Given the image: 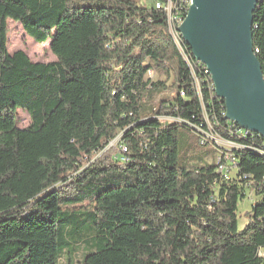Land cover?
Segmentation results:
<instances>
[{
  "label": "trees",
  "instance_id": "obj_1",
  "mask_svg": "<svg viewBox=\"0 0 264 264\" xmlns=\"http://www.w3.org/2000/svg\"><path fill=\"white\" fill-rule=\"evenodd\" d=\"M168 2L0 0V264H264V138L226 119ZM9 21L56 61L10 54ZM252 33L264 76V0Z\"/></svg>",
  "mask_w": 264,
  "mask_h": 264
},
{
  "label": "water",
  "instance_id": "obj_2",
  "mask_svg": "<svg viewBox=\"0 0 264 264\" xmlns=\"http://www.w3.org/2000/svg\"><path fill=\"white\" fill-rule=\"evenodd\" d=\"M262 0H192L177 28L211 74L226 119L264 138V76L254 54L253 13Z\"/></svg>",
  "mask_w": 264,
  "mask_h": 264
},
{
  "label": "rangeland",
  "instance_id": "obj_3",
  "mask_svg": "<svg viewBox=\"0 0 264 264\" xmlns=\"http://www.w3.org/2000/svg\"><path fill=\"white\" fill-rule=\"evenodd\" d=\"M9 27V34H8V50L10 54H14L18 51L25 52L28 57L33 62H40V63H49L56 61V57L52 54L50 50V43L51 41H48L43 44L36 43L33 39L29 38L25 32L23 31L21 25L19 23H15L13 21L8 22ZM148 78H150L153 82H156L158 77L154 73H150L148 75ZM170 85V82L168 83ZM165 97H171V93L164 94ZM159 99V96H156L154 98V102H157ZM19 121L18 126L21 129H25L29 127L30 125V118L26 111L18 110L17 112ZM166 120V119H162ZM168 120V119H167ZM218 144L222 148H229L230 145L225 143L224 141L220 139H216ZM113 148L120 151H124V147L121 145V135L117 137L116 140H114L108 149ZM216 150V147L214 145H209L207 147H200L198 149V153L204 155L205 153L212 154ZM118 159L121 158L120 155L117 157ZM217 154L214 156H207L206 162L212 163L216 162ZM251 192H247V197L244 201L240 202L238 205V227L239 230H242L245 225L248 223V217L247 213L252 208V202L250 199ZM82 254L83 251H80L79 254L76 256V260L81 261L82 260Z\"/></svg>",
  "mask_w": 264,
  "mask_h": 264
},
{
  "label": "built area",
  "instance_id": "obj_4",
  "mask_svg": "<svg viewBox=\"0 0 264 264\" xmlns=\"http://www.w3.org/2000/svg\"><path fill=\"white\" fill-rule=\"evenodd\" d=\"M184 3L186 4V8H184V12L180 13V14H174V8H173V5L171 3V0H169L168 4H166V6H164V10L167 12V15H168V23H169L170 33H171L174 40H180V38H182V36L179 33L177 28H180V26L182 25V22H184L185 11L190 10V7L192 5V0H184ZM160 8H161V5L158 4L157 9H160ZM180 52L184 55L183 47H182V51H180ZM198 63L203 65L200 62H198ZM203 66H204V72L206 74V66L205 65H203ZM195 83L199 87V82L196 78H195ZM246 132L251 133L249 131H246ZM214 140H216V138H214ZM124 151H126L125 148H124ZM222 170H223V168H221V171ZM263 185H264V182H263ZM258 256L264 260V250H260L258 253Z\"/></svg>",
  "mask_w": 264,
  "mask_h": 264
},
{
  "label": "bare ground",
  "instance_id": "obj_5",
  "mask_svg": "<svg viewBox=\"0 0 264 264\" xmlns=\"http://www.w3.org/2000/svg\"><path fill=\"white\" fill-rule=\"evenodd\" d=\"M189 13V12H188ZM187 16H188V14H187ZM187 18V17H186ZM185 18V19H186ZM185 19H184V21H185ZM182 24H183V22H182ZM206 70H207V72L210 74V72H209V70L207 69V67H206ZM211 75V74H210Z\"/></svg>",
  "mask_w": 264,
  "mask_h": 264
}]
</instances>
